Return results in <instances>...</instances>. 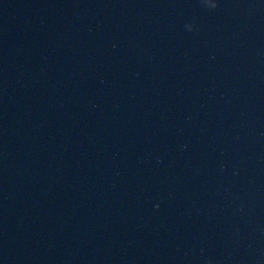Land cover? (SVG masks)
<instances>
[{
	"label": "water",
	"instance_id": "obj_1",
	"mask_svg": "<svg viewBox=\"0 0 264 264\" xmlns=\"http://www.w3.org/2000/svg\"><path fill=\"white\" fill-rule=\"evenodd\" d=\"M0 264H264V0H0Z\"/></svg>",
	"mask_w": 264,
	"mask_h": 264
}]
</instances>
